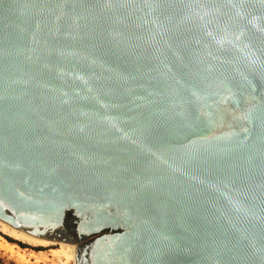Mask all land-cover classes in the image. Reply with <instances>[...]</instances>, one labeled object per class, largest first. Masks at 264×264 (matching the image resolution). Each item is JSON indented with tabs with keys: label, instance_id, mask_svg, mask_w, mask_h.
I'll return each instance as SVG.
<instances>
[{
	"label": "water",
	"instance_id": "obj_1",
	"mask_svg": "<svg viewBox=\"0 0 264 264\" xmlns=\"http://www.w3.org/2000/svg\"><path fill=\"white\" fill-rule=\"evenodd\" d=\"M0 224L264 264V0H0Z\"/></svg>",
	"mask_w": 264,
	"mask_h": 264
},
{
	"label": "rangeland",
	"instance_id": "obj_2",
	"mask_svg": "<svg viewBox=\"0 0 264 264\" xmlns=\"http://www.w3.org/2000/svg\"><path fill=\"white\" fill-rule=\"evenodd\" d=\"M58 248L32 245L0 230V264H64V258L53 253Z\"/></svg>",
	"mask_w": 264,
	"mask_h": 264
},
{
	"label": "bare ground",
	"instance_id": "obj_3",
	"mask_svg": "<svg viewBox=\"0 0 264 264\" xmlns=\"http://www.w3.org/2000/svg\"><path fill=\"white\" fill-rule=\"evenodd\" d=\"M0 230L3 233L15 239L21 240L23 242H27L32 245L43 246V247L59 246L58 249H54L53 253L63 257L64 258L63 260H65L64 264H70V263L76 264L78 245L75 242L70 243L66 241H58V240H54L50 238L38 237V236L31 235L21 229H18L16 233L14 234L9 229L4 227L2 224H0Z\"/></svg>",
	"mask_w": 264,
	"mask_h": 264
}]
</instances>
